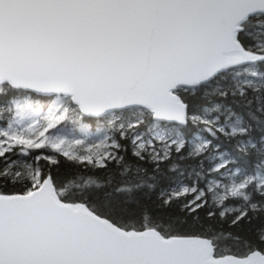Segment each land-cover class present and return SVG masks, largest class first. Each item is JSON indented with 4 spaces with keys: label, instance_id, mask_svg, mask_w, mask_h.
Returning a JSON list of instances; mask_svg holds the SVG:
<instances>
[{
    "label": "snow or ice",
    "instance_id": "1",
    "mask_svg": "<svg viewBox=\"0 0 264 264\" xmlns=\"http://www.w3.org/2000/svg\"><path fill=\"white\" fill-rule=\"evenodd\" d=\"M0 264H264V0H0Z\"/></svg>",
    "mask_w": 264,
    "mask_h": 264
},
{
    "label": "trees",
    "instance_id": "2",
    "mask_svg": "<svg viewBox=\"0 0 264 264\" xmlns=\"http://www.w3.org/2000/svg\"><path fill=\"white\" fill-rule=\"evenodd\" d=\"M190 100H191L190 108L191 107L198 108L200 105L207 103V101L203 100V98L190 97ZM88 123L90 128H93V126L95 125L94 120H89ZM141 128H143V126ZM188 128L193 130V134H195V132L198 131L196 126L192 125L191 123L188 125ZM223 142L227 144L226 140H224ZM122 143H125L127 152H122L121 155H125L128 162L133 165L137 163L141 164L144 168L148 169V175L150 176L153 175V169L151 163L137 161L136 158L132 156V147L130 146V143L123 141ZM173 159L174 160L177 159L176 153H173ZM179 163L184 168L188 167V164L185 161H179ZM52 174L56 178L58 183L68 182L77 179L79 177H87L90 175L98 176L103 183L107 180L108 177L115 176V170L106 172L105 170L85 169L79 165L74 164L73 162L66 161L62 158L61 165L58 168L54 169ZM155 175H156V183L158 185L157 188L154 191H149L147 194H145L144 192H141L139 194L142 206L145 208H149L158 218L168 219L169 217H183L184 214L181 205L173 203L170 206L168 205L162 206L159 199L161 189H167L169 184L177 178L176 175L169 170V166H167L166 164L161 165L160 172L155 173ZM111 191H112V187H108L107 192H105L104 189H98L94 195V199L103 200L109 193H111ZM205 219L206 218L203 217V213H202L201 222L204 223ZM255 223L256 222L254 220L252 226H242L240 228H235L234 226H231L229 223L213 222L211 225L205 223V228L212 226L215 227L216 229H222L224 231H235L240 235L251 237L255 230Z\"/></svg>",
    "mask_w": 264,
    "mask_h": 264
},
{
    "label": "rangeland",
    "instance_id": "3",
    "mask_svg": "<svg viewBox=\"0 0 264 264\" xmlns=\"http://www.w3.org/2000/svg\"><path fill=\"white\" fill-rule=\"evenodd\" d=\"M95 128H96V124L93 126V131L95 130ZM146 129L143 127V128H141V131L143 132V131H145ZM130 146H131V144H130Z\"/></svg>",
    "mask_w": 264,
    "mask_h": 264
}]
</instances>
